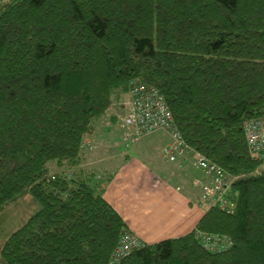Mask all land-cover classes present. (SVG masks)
<instances>
[{"label": "trees", "instance_id": "1", "mask_svg": "<svg viewBox=\"0 0 264 264\" xmlns=\"http://www.w3.org/2000/svg\"><path fill=\"white\" fill-rule=\"evenodd\" d=\"M137 80L228 173L233 206L177 237H136L116 264H264V159L244 131L264 119V0H0V211L38 203L2 247L8 264H111L130 229L83 148ZM206 233L232 243L210 250Z\"/></svg>", "mask_w": 264, "mask_h": 264}, {"label": "crops", "instance_id": "2", "mask_svg": "<svg viewBox=\"0 0 264 264\" xmlns=\"http://www.w3.org/2000/svg\"><path fill=\"white\" fill-rule=\"evenodd\" d=\"M128 100H129V94H128V99H126V101H125L126 103H123L124 101L120 102L124 105V107L120 103L117 104V107L113 111V114L117 115L116 117H112L110 114V115L103 117L101 120H99L97 122L95 132H98V133H97L96 138L94 140L92 138H90V139L87 138V140H86V141H91L93 146L92 147L91 146H89V147L84 146V148H83L85 150L83 151V159H82L81 167L84 168L85 170H87L88 172L94 173V175H92L93 176L92 182L94 184L98 185V187L101 190H102V188L104 190V186L102 185L103 184L102 183L103 178L99 173L101 172V170L103 172H105L106 170L110 169L109 162L113 158V153L110 150L114 149V147H112V145L118 143L120 145V148L121 149L123 148V141H122L121 135H119L117 137V136H114L110 133L114 130H119L120 133L124 132V130L122 129V126L119 124V121H120V117L121 116L123 117V115L125 114V111L127 109ZM109 127L111 128V130H109ZM115 127H116V129H114ZM95 132L93 133L94 135H95ZM128 132L132 133L134 131H133V129H130ZM156 133H160V138L157 137L156 139H154V142L159 143L160 147L163 146V150L166 146L170 145L174 141V139L172 138V136L169 134L168 131L161 129V130H157V131H154V132H151L148 134H144L142 137H140L133 144H131L130 142L125 144L126 146H128L127 150L135 151L136 146L141 144L143 141H144V144H146V145L153 144V146H154L156 143L149 140L148 136L149 137L154 136ZM106 134H108L109 136H106ZM96 139H98V142L95 141ZM108 144H110L111 146L110 147L107 146ZM102 148H104V150ZM105 148L107 149V152H106ZM163 150H162L161 155L164 157L165 160L168 159L169 160L168 162H171L172 164H166L163 162L158 164L157 160H151L150 158H149L150 160H148V158L145 157V158H147L145 161L149 166H151L154 170L158 171L159 174H165L167 176L163 182L157 183V181H156V186L153 185V189L167 190V189H169V184H171L172 187H174L175 189H177L179 191L182 199L178 200L177 208L173 209L170 207V210H172V212L168 216L164 215V216L160 217V219H158V217L150 218V220L155 219V221H157V222L158 221H165V223H167L165 228L159 227V231H158L159 234L158 233L156 234V232L153 233V234H155V236L159 237L160 233H162V231H164L166 229L165 234H168L169 236L177 237V236L191 232L196 227V225L199 222L203 213L210 206L202 198L203 192H202L201 188L194 184L195 179L203 178L202 170L195 164V153L191 152V151H189V152H177L176 156H175L176 158L174 160H170L163 153ZM138 152H140V151H138ZM127 153H126V155H127ZM118 154L119 153H117V151H116V153L114 155H118ZM135 154H137V156H139L141 158L143 157L142 153H136V151H135ZM144 156H145V153H144ZM99 164H100V168L98 169L97 166H99ZM143 164L144 165L141 166L142 168H144L142 170V173L139 174L138 176H136L134 178V181L136 178L142 177L145 168H149L146 166L145 163H143ZM198 170H199V172H198ZM147 171H148V169H146L145 172H147ZM106 172H107L106 174H109L108 171H106ZM150 189L151 188H149L148 190H150ZM133 190L137 191L136 188H134ZM122 196L127 197V200L130 199L132 201H136L137 202L136 208L138 209V211H140L142 213L153 215V211L150 209V207H151L150 204H152V206H156V205L158 206V204L156 203L155 200L150 199L151 197H149V195H146V197L144 199H142L141 201L136 200V197L132 192L123 193ZM117 211L120 212L118 209H117ZM121 215H122V213H121ZM29 217H24V218H29ZM146 221H149V219H147ZM129 224H131L130 221L127 222L128 228L130 229V231L133 234H135L134 236L139 238L140 240H143L142 238H146L147 236H149L148 234L151 233L150 230L149 231L146 230L147 234L144 236L145 233L139 231L137 229V226H133L131 224V226H133V227H130ZM13 228L14 227H12L10 229L11 231H8V233H6V232L1 233L0 232V264H6L2 259L1 250H2V247L5 243V241L18 227H16V229H13ZM10 232H12V233H10ZM136 232H139V233H136ZM153 238H155V237H153ZM155 240L158 241L159 239L158 240L155 239ZM143 241H145V240H143ZM145 242H147V241H145Z\"/></svg>", "mask_w": 264, "mask_h": 264}, {"label": "rangeland", "instance_id": "3", "mask_svg": "<svg viewBox=\"0 0 264 264\" xmlns=\"http://www.w3.org/2000/svg\"><path fill=\"white\" fill-rule=\"evenodd\" d=\"M126 99H128L127 94L124 95V98L122 100L124 101L123 103H126L125 102ZM127 110L128 109H126L123 117L122 116L120 117L121 118L120 120L124 119V117L127 115ZM114 129H116V127ZM122 129L124 130V132L120 133L119 130H114L110 133L117 137L121 135V138L123 141V148L121 149L118 143L112 145L114 149L110 151L113 153V158L109 162L110 169L106 170L109 172V174H106L107 172L106 171L103 172L102 170L99 173L103 178L102 185L104 186V190L102 188V193L122 213L123 217L125 218L126 223L130 221V223L133 226H137V229L139 231L145 233L144 236L147 234L146 230L148 231L150 230L151 233L148 234L149 236H147L146 238H142L143 240L147 242H155L156 241L155 239L161 240L167 237H173V236H169L168 234H165L166 229L162 231V233H160L159 237L155 236V234L153 233L156 232L157 234L159 231V227L165 228L167 223H165V221L157 222L155 221V219L150 220V218L158 217V219H160V217L164 215L168 216L172 212V210H170V207L173 209L177 208L178 200L182 199L179 191L175 189L174 187H172L171 184H169V189L167 190L153 189V185L156 186V181L157 183L163 182L167 176L165 174H159L158 171L154 170L151 166H149L145 160L148 158V160L150 159L157 160L158 164L162 162L166 164H172L171 162H168L169 161L168 159L165 160L164 157L161 155L163 146L160 147L159 143L154 142V139H156L157 137L160 138V133H156L154 136H150V137L148 136L149 140L156 143L154 146L153 144L146 145L144 144V141L138 146H136L135 148L136 153H142L143 155V157L141 158L137 156V154H135V151L127 150L128 146L125 145L128 143L126 136L129 133L128 131L131 128L122 127ZM109 130H111L110 127H109ZM97 133L98 132H95V135L91 134L88 137V139L92 138L94 140L97 136ZM106 136H109V135L106 134ZM95 141L98 142V139H96ZM87 142L88 143H86L85 146L89 147V144H92V143L91 141H87ZM131 144L133 143L131 142ZM107 146L110 147L111 145L108 144ZM102 149L104 150V148ZM84 150L85 149H83V151ZM116 151L117 153H119L118 155H114ZM106 152H107V149H106ZM144 153H145V156H144ZM143 163H145L146 166L149 168H145L142 177L136 178L134 181V178L142 173V170L144 168H142L141 166L144 165ZM97 167L99 169L100 164ZM146 169H148L147 172H145ZM148 187L151 189L148 190L149 189ZM134 188H136L137 191H134L133 190ZM127 192L129 193L132 192L135 195L136 200H139V201L144 199L146 195H149V197H151L150 198L151 200H155L158 206L157 205L152 206V204H150L151 205L150 209L153 211V215L138 211V209L136 208L137 207L136 201H132L130 199L127 200V197L122 196L123 193H127ZM37 206H38V203L31 194L22 196L16 201L11 202L7 206H5L0 211V232L8 233V231H11L10 229L12 227H14L13 229H16V227L21 226L26 221V219H28L24 217H29L30 215H32L38 208ZM147 219H149V221H146ZM131 224H129V226L133 227L131 226ZM136 233H139V232H136ZM1 253H2V250H1ZM3 261L6 264H8L4 259Z\"/></svg>", "mask_w": 264, "mask_h": 264}, {"label": "built area", "instance_id": "4", "mask_svg": "<svg viewBox=\"0 0 264 264\" xmlns=\"http://www.w3.org/2000/svg\"><path fill=\"white\" fill-rule=\"evenodd\" d=\"M127 103V115L120 120L122 127L133 129L129 133L130 143H135L144 134L164 129L169 132L174 141L166 146L163 153L174 160L177 152H189L194 149L185 141L173 113L164 95L155 87L137 80L133 82ZM244 131L250 151L256 157L264 159V119H249L244 124ZM195 164L201 167L209 181L197 179L202 190V198L209 206L219 205L221 209L233 206L227 193L230 186L228 173L215 163L209 161L199 152L195 153ZM203 244L210 250H222L231 245V239L219 234L206 233L201 235ZM139 245V241L131 232H123L119 245L112 254L111 264H116L131 249Z\"/></svg>", "mask_w": 264, "mask_h": 264}, {"label": "bare ground", "instance_id": "5", "mask_svg": "<svg viewBox=\"0 0 264 264\" xmlns=\"http://www.w3.org/2000/svg\"><path fill=\"white\" fill-rule=\"evenodd\" d=\"M131 232V231H130Z\"/></svg>", "mask_w": 264, "mask_h": 264}]
</instances>
